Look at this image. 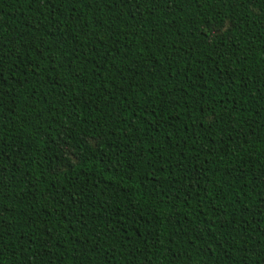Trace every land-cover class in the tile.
<instances>
[{
  "label": "trees",
  "instance_id": "1",
  "mask_svg": "<svg viewBox=\"0 0 264 264\" xmlns=\"http://www.w3.org/2000/svg\"><path fill=\"white\" fill-rule=\"evenodd\" d=\"M264 0H0V264H264Z\"/></svg>",
  "mask_w": 264,
  "mask_h": 264
},
{
  "label": "snow or ice",
  "instance_id": "2",
  "mask_svg": "<svg viewBox=\"0 0 264 264\" xmlns=\"http://www.w3.org/2000/svg\"><path fill=\"white\" fill-rule=\"evenodd\" d=\"M262 182H264V181H262Z\"/></svg>",
  "mask_w": 264,
  "mask_h": 264
}]
</instances>
